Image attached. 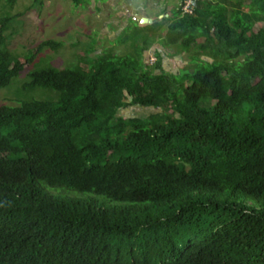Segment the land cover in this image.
I'll return each instance as SVG.
<instances>
[{
    "label": "trees",
    "instance_id": "trees-1",
    "mask_svg": "<svg viewBox=\"0 0 264 264\" xmlns=\"http://www.w3.org/2000/svg\"><path fill=\"white\" fill-rule=\"evenodd\" d=\"M171 1L90 65L0 47V264H264V0Z\"/></svg>",
    "mask_w": 264,
    "mask_h": 264
},
{
    "label": "rangeland",
    "instance_id": "rangeland-1",
    "mask_svg": "<svg viewBox=\"0 0 264 264\" xmlns=\"http://www.w3.org/2000/svg\"><path fill=\"white\" fill-rule=\"evenodd\" d=\"M177 2V0H172L165 5L161 3V6L164 9L170 8ZM135 8V5H132L131 9H128V13ZM2 12L4 10H0V17ZM9 13L11 17H17L19 14H22V17L6 25L2 34L8 36L10 42H2L1 49L5 47L10 52L18 53L31 49L47 39L57 43L54 50L43 49L31 69L37 66L42 59L56 67H76L80 63L90 65L97 60V57L106 56L109 52L127 54L131 49H123L117 44H111L105 38L106 35L101 33V24L102 20L107 21L108 17L99 16L90 1L84 0L81 5L75 6L71 0H42L40 4L38 2L33 3L32 0H17ZM108 24L112 25L113 22ZM118 27L117 25L108 27L104 33L109 30H116ZM258 27L261 28L264 25L258 23L256 29ZM122 38H130V34L126 32ZM175 50L176 48H172L173 53H176ZM185 65L190 67L191 62L188 60L183 62L180 57L177 59L170 58L168 64H164V68L173 72L181 69L180 71L184 72L188 71L183 69ZM27 81V78L18 77L12 82L10 89H3L2 91L7 96L13 97L14 93L20 90L21 85ZM26 95L31 98L42 99L44 92L36 90L34 93H27ZM151 113H154L153 109L135 106L120 109L117 115L124 118H143ZM62 191L67 195H79L77 191L71 189Z\"/></svg>",
    "mask_w": 264,
    "mask_h": 264
},
{
    "label": "crops",
    "instance_id": "crops-1",
    "mask_svg": "<svg viewBox=\"0 0 264 264\" xmlns=\"http://www.w3.org/2000/svg\"><path fill=\"white\" fill-rule=\"evenodd\" d=\"M157 1L163 0H107V2L100 7L106 14H110L111 17L105 22V25L102 26L101 33L103 35H106L108 39L114 40L117 36V32H120L118 31L120 29L109 30L108 32L104 33V30L109 27V22H113L112 25H117L118 27V19H123L124 21H126L124 22V25L127 24L128 19L131 17L136 21H140L141 18L152 19L154 17V13L160 12L159 8H157L155 11H152L151 6L154 5ZM132 5H135L136 8L134 10H130V12L128 13V9H131ZM165 56L167 57L166 54ZM177 58L178 57H174L173 59ZM168 62V58H165L163 60V63L166 65L168 64Z\"/></svg>",
    "mask_w": 264,
    "mask_h": 264
},
{
    "label": "water",
    "instance_id": "water-1",
    "mask_svg": "<svg viewBox=\"0 0 264 264\" xmlns=\"http://www.w3.org/2000/svg\"><path fill=\"white\" fill-rule=\"evenodd\" d=\"M152 22H153L152 19H146V18H141L139 21L140 24H147V23L151 24Z\"/></svg>",
    "mask_w": 264,
    "mask_h": 264
},
{
    "label": "built area",
    "instance_id": "built-area-1",
    "mask_svg": "<svg viewBox=\"0 0 264 264\" xmlns=\"http://www.w3.org/2000/svg\"><path fill=\"white\" fill-rule=\"evenodd\" d=\"M191 1H192V0H184V2H189V3H190Z\"/></svg>",
    "mask_w": 264,
    "mask_h": 264
},
{
    "label": "clouds",
    "instance_id": "clouds-1",
    "mask_svg": "<svg viewBox=\"0 0 264 264\" xmlns=\"http://www.w3.org/2000/svg\"><path fill=\"white\" fill-rule=\"evenodd\" d=\"M153 20V19H152ZM152 61H154V59H152Z\"/></svg>",
    "mask_w": 264,
    "mask_h": 264
}]
</instances>
